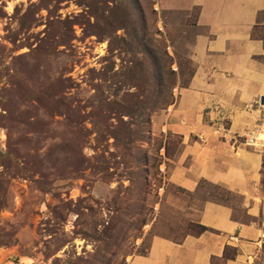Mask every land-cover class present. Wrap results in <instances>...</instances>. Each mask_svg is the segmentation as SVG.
I'll return each mask as SVG.
<instances>
[{"label":"rangeland","instance_id":"obj_1","mask_svg":"<svg viewBox=\"0 0 264 264\" xmlns=\"http://www.w3.org/2000/svg\"><path fill=\"white\" fill-rule=\"evenodd\" d=\"M196 14L159 0H0V264H128L153 236L197 234L208 200L248 218L221 185L169 179Z\"/></svg>","mask_w":264,"mask_h":264},{"label":"crops","instance_id":"obj_2","mask_svg":"<svg viewBox=\"0 0 264 264\" xmlns=\"http://www.w3.org/2000/svg\"><path fill=\"white\" fill-rule=\"evenodd\" d=\"M159 1L197 9L194 72L177 89L167 123L183 144L169 179L191 192L201 180L221 185L243 197L248 218L237 217L226 202L208 200L198 216L208 230L180 241L153 236L147 252L132 255L128 264H251L249 255L264 264V142H246L252 132L264 131L257 104L264 96V38L255 35L264 25V0ZM227 246L236 254L224 258Z\"/></svg>","mask_w":264,"mask_h":264},{"label":"built area","instance_id":"obj_3","mask_svg":"<svg viewBox=\"0 0 264 264\" xmlns=\"http://www.w3.org/2000/svg\"><path fill=\"white\" fill-rule=\"evenodd\" d=\"M259 108H264V103L261 101V99L257 102ZM218 111L220 112V114L222 113V111H220V109H218ZM225 119V117H223L221 119V123L220 124H223V120ZM224 127V126H223ZM256 133H259V132H252L247 138H246V142L249 143V142H253V140L256 139ZM261 243H264V221H263V227H262V235H261ZM251 259V264H254V261H255V256L254 255H249L248 256V260Z\"/></svg>","mask_w":264,"mask_h":264},{"label":"trees","instance_id":"obj_4","mask_svg":"<svg viewBox=\"0 0 264 264\" xmlns=\"http://www.w3.org/2000/svg\"><path fill=\"white\" fill-rule=\"evenodd\" d=\"M193 72H194V70H193ZM193 74V73H192ZM205 230H208V227H206V226H204V225H201L200 224V231L198 232V233H201V232H203V231H205ZM197 233V234H198ZM229 250L231 251V252H229ZM147 251H145V252H143V253H141V254H145ZM236 254V250H232V249H230L229 248V246H227L226 247V250H225V253H224V258H229V257H231V256H234Z\"/></svg>","mask_w":264,"mask_h":264},{"label":"bare ground","instance_id":"obj_5","mask_svg":"<svg viewBox=\"0 0 264 264\" xmlns=\"http://www.w3.org/2000/svg\"><path fill=\"white\" fill-rule=\"evenodd\" d=\"M259 133L258 134H256V139L255 140H253V142H249V144H257V143H262V142H264V134H263V136H261V137H259Z\"/></svg>","mask_w":264,"mask_h":264},{"label":"water","instance_id":"obj_6","mask_svg":"<svg viewBox=\"0 0 264 264\" xmlns=\"http://www.w3.org/2000/svg\"><path fill=\"white\" fill-rule=\"evenodd\" d=\"M261 101L264 103V96H263V97H261Z\"/></svg>","mask_w":264,"mask_h":264}]
</instances>
